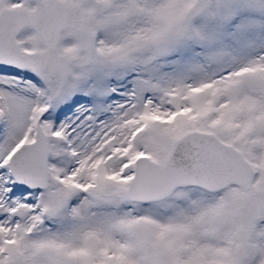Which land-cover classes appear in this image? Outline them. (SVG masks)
Instances as JSON below:
<instances>
[{"label":"snow or ice","instance_id":"obj_1","mask_svg":"<svg viewBox=\"0 0 264 264\" xmlns=\"http://www.w3.org/2000/svg\"><path fill=\"white\" fill-rule=\"evenodd\" d=\"M0 264H264V0H0Z\"/></svg>","mask_w":264,"mask_h":264}]
</instances>
